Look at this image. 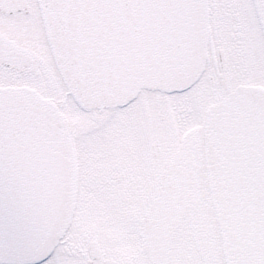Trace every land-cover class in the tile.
<instances>
[{
  "label": "snow or ice",
  "instance_id": "1",
  "mask_svg": "<svg viewBox=\"0 0 264 264\" xmlns=\"http://www.w3.org/2000/svg\"><path fill=\"white\" fill-rule=\"evenodd\" d=\"M249 80L264 0H0V264H264Z\"/></svg>",
  "mask_w": 264,
  "mask_h": 264
},
{
  "label": "rangeland",
  "instance_id": "2",
  "mask_svg": "<svg viewBox=\"0 0 264 264\" xmlns=\"http://www.w3.org/2000/svg\"><path fill=\"white\" fill-rule=\"evenodd\" d=\"M217 35L219 36L223 44L224 55L228 56L238 65L243 63L244 49L237 48L236 44L231 40L230 36L226 32L221 31L217 33ZM246 41H247L246 53L249 56H251L253 53H256L255 50L256 43L253 41V37L249 39L246 36ZM248 84H258V83L253 80H249ZM91 199H93V195L91 192L88 191L87 186H85L80 190V193L78 195V208L76 212L77 217L87 216V205H88V201H90Z\"/></svg>",
  "mask_w": 264,
  "mask_h": 264
},
{
  "label": "water",
  "instance_id": "3",
  "mask_svg": "<svg viewBox=\"0 0 264 264\" xmlns=\"http://www.w3.org/2000/svg\"><path fill=\"white\" fill-rule=\"evenodd\" d=\"M252 91H254V90H252Z\"/></svg>",
  "mask_w": 264,
  "mask_h": 264
}]
</instances>
